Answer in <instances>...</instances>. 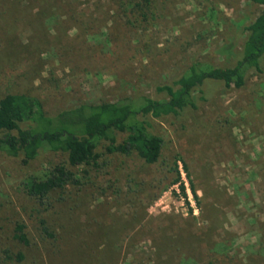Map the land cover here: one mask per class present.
<instances>
[{
  "label": "rangeland",
  "instance_id": "rangeland-1",
  "mask_svg": "<svg viewBox=\"0 0 264 264\" xmlns=\"http://www.w3.org/2000/svg\"><path fill=\"white\" fill-rule=\"evenodd\" d=\"M124 3L0 0V99L35 97L49 115L164 99L157 87L196 61L233 66L244 28L264 9L249 0H152L145 24L140 8ZM149 119L166 142V164L179 159L190 206L166 166L113 154L101 176L46 209L26 184L64 156L43 151L26 165L0 153V264H264V62L242 89L215 87L198 110ZM42 219L55 240L40 236ZM19 224L30 245L16 238Z\"/></svg>",
  "mask_w": 264,
  "mask_h": 264
},
{
  "label": "trees",
  "instance_id": "trees-1",
  "mask_svg": "<svg viewBox=\"0 0 264 264\" xmlns=\"http://www.w3.org/2000/svg\"><path fill=\"white\" fill-rule=\"evenodd\" d=\"M249 1L264 6V0ZM124 4L140 8L145 24L148 23L152 0H125ZM244 30L248 36L233 66L196 61L172 84L157 87V93L164 94V99L124 98L117 102L82 104L49 115L38 98L6 94L0 99V153L21 158L26 165L43 151L64 156L59 162H50L44 178L31 177L26 184L28 196L46 209L53 206L55 195L59 194L62 200L70 187L80 190L89 184L92 174L101 176L109 166L107 155L113 154L128 157L136 154L148 165L166 166L174 174L169 186L179 185L190 206L179 159L166 164V142L151 131L149 118L179 117L189 110H198L199 103L207 101L215 87L242 89L250 74L262 72L264 9ZM224 50L231 55L229 58L234 55L231 48ZM184 167L188 172L186 164ZM192 193L200 204L195 188ZM26 230L25 224H19L16 238L30 245ZM55 233L46 220L40 221L42 238L55 240Z\"/></svg>",
  "mask_w": 264,
  "mask_h": 264
}]
</instances>
